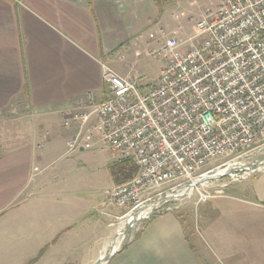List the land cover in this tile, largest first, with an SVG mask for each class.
Wrapping results in <instances>:
<instances>
[{
	"label": "crops",
	"instance_id": "0c3cea01",
	"mask_svg": "<svg viewBox=\"0 0 264 264\" xmlns=\"http://www.w3.org/2000/svg\"><path fill=\"white\" fill-rule=\"evenodd\" d=\"M156 8L154 0H0V216L27 218L25 249L10 254L12 264H96L111 252L121 218L105 197L113 179L103 195L67 183L46 206L39 163L74 133L60 112L89 93L105 99L103 66L121 76L110 64ZM23 104L35 127L13 140L7 115ZM117 250L102 264H264V169L210 194L190 219L152 216Z\"/></svg>",
	"mask_w": 264,
	"mask_h": 264
},
{
	"label": "built area",
	"instance_id": "2783aa9c",
	"mask_svg": "<svg viewBox=\"0 0 264 264\" xmlns=\"http://www.w3.org/2000/svg\"><path fill=\"white\" fill-rule=\"evenodd\" d=\"M158 52L164 65L151 86L104 65L105 99L89 93L62 111L64 126L75 128L68 153L96 144L136 163L132 179L105 191L127 212L264 145V0H219L187 40L168 37Z\"/></svg>",
	"mask_w": 264,
	"mask_h": 264
},
{
	"label": "rangeland",
	"instance_id": "374dc122",
	"mask_svg": "<svg viewBox=\"0 0 264 264\" xmlns=\"http://www.w3.org/2000/svg\"><path fill=\"white\" fill-rule=\"evenodd\" d=\"M154 1L157 8L152 12L150 23L139 30L141 36L139 34L136 39L127 41L124 46H121L120 57L115 63L110 64L113 68L118 67L121 70L122 77L138 78L143 88L154 84L160 76L164 65V55L158 52L161 48V42L171 36H176L182 41L187 40L196 31L197 21L204 16L207 10L215 11L219 4V0H167L165 9L164 2L166 0ZM151 33L155 35V38L150 37ZM77 105L75 104L76 107ZM75 110L77 112L81 111L78 108ZM60 115L62 116V112H60ZM7 118L9 122L5 124L4 132L13 134V140L17 138V135L22 136L23 140H25L28 138V132H32L35 127L34 113L24 104L12 109ZM12 142L16 143L18 141ZM57 144L58 149L46 161L39 163L44 174V183L40 193L43 203L46 206L52 205L54 203L53 190L56 192L67 183L77 182V184L86 185L92 193L103 195L106 187H108L107 185H112L111 166L117 161L112 156V153L108 150L100 149L96 144L84 152L75 150L68 153L66 137L58 138ZM262 157H264V145L259 144L237 159L235 163L248 165ZM126 158L132 159V157L122 159ZM222 163H224V160H218L205 169H215L209 173L214 174L219 169H216V167ZM235 163L231 164V166ZM227 166L229 165L227 164L220 168H226ZM232 168H228L227 175L208 181L203 185H198L187 197L174 199L171 203L162 202L155 210H161V212L172 211L179 216L190 219V217L195 216L198 206L210 194H214L220 189L259 171L249 172L244 170L232 172ZM163 197L165 195L148 201L137 212ZM116 208L119 211L118 216H121V218L116 219L113 228L119 232L121 220L126 218L131 212H127L126 209ZM148 219L138 221L129 230H125L118 249L131 241ZM26 222V216H22L20 213L14 216H0V264H12V261H9L11 258L10 254L14 251L20 254L25 249L21 234L23 225ZM108 252L109 249L106 253Z\"/></svg>",
	"mask_w": 264,
	"mask_h": 264
},
{
	"label": "water",
	"instance_id": "95a60500",
	"mask_svg": "<svg viewBox=\"0 0 264 264\" xmlns=\"http://www.w3.org/2000/svg\"><path fill=\"white\" fill-rule=\"evenodd\" d=\"M263 160H264V157L259 158L258 160L254 161V162H252V163H250L248 165H245V164H242V163H235L233 165L234 167L232 168L231 171L234 172V171H244L245 170V171H249V172H254L256 170H262V169H264V161ZM230 166L231 165L227 166L224 169H228ZM225 175H227V173H224V174H221V175H219L218 172H216L214 174H209V175L207 174V175L197 179L194 183L189 184L186 191H193L198 185H203V184H205L208 181L219 179V178H221L222 176H225ZM187 195L188 194L176 195V196H174V198L175 199L183 198V197H185ZM169 201L172 202L173 199L171 198V199H169ZM160 212H161V210H153L151 213L147 214L146 216H144L142 218L139 217L137 219H134L133 223L128 225L127 227L130 229L136 222L141 221V220H145L147 218H150L151 216H153L155 214H158ZM131 214H134V211H132L130 213V215ZM117 251L118 250L111 249V252L106 254L103 258H99V260L96 262V264H102L103 262L109 260Z\"/></svg>",
	"mask_w": 264,
	"mask_h": 264
},
{
	"label": "bare ground",
	"instance_id": "6f19581e",
	"mask_svg": "<svg viewBox=\"0 0 264 264\" xmlns=\"http://www.w3.org/2000/svg\"><path fill=\"white\" fill-rule=\"evenodd\" d=\"M264 161V160H263ZM230 167H234L233 165L230 166ZM229 167V168H230ZM228 169H224V168H219L217 170L218 174L221 175V174H224L227 172ZM187 189H184V190H181V191H178L176 193H173V194H169L167 195L166 197H163L161 199H158L156 202L150 204L149 206H145L143 207L142 210H140L139 212H137L138 210L134 211V214H129L126 218L122 219L121 222H120V231L118 234H116L113 238V240L110 242L109 244V247H110V250L113 249V250H117L118 247H119V244L121 242V238L125 232V230L128 228L127 226L132 224L134 219H137L139 217H144L146 216L147 214L151 213L153 210H155V208L158 207L159 204H161L162 202H170L169 199H175L174 196L176 195H183V194H189L192 192V191H186ZM188 196V195H187ZM186 196V197H187ZM181 199V198H180ZM171 203V202H170ZM129 230V228L127 229ZM112 239V238H111ZM109 243V242H108ZM107 243V244H108ZM106 254L105 251L101 253L100 255V258H103Z\"/></svg>",
	"mask_w": 264,
	"mask_h": 264
},
{
	"label": "trees",
	"instance_id": "16d2710c",
	"mask_svg": "<svg viewBox=\"0 0 264 264\" xmlns=\"http://www.w3.org/2000/svg\"><path fill=\"white\" fill-rule=\"evenodd\" d=\"M137 171L136 163L130 158L119 159L111 166V174L116 185L129 181L136 175Z\"/></svg>",
	"mask_w": 264,
	"mask_h": 264
}]
</instances>
